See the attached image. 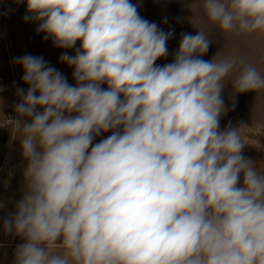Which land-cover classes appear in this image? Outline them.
<instances>
[{
    "label": "clouds",
    "instance_id": "9594fccd",
    "mask_svg": "<svg viewBox=\"0 0 264 264\" xmlns=\"http://www.w3.org/2000/svg\"><path fill=\"white\" fill-rule=\"evenodd\" d=\"M26 3L45 39L81 47L60 57L76 86L42 57L16 58L30 87L15 111L31 122L7 119L28 160L27 194L3 225L25 239L14 264H264V171L241 153L243 127L220 130L225 78L238 73L237 93L264 90L257 68L199 58L211 42L201 31L155 66L172 33L130 0ZM202 8L224 32L264 34V0Z\"/></svg>",
    "mask_w": 264,
    "mask_h": 264
},
{
    "label": "rangeland",
    "instance_id": "374dc122",
    "mask_svg": "<svg viewBox=\"0 0 264 264\" xmlns=\"http://www.w3.org/2000/svg\"><path fill=\"white\" fill-rule=\"evenodd\" d=\"M130 3L137 5L140 17L155 23L160 31L172 33L167 40V55L157 59L155 66L174 62L182 36L196 35L201 31L211 42L207 52L199 58L205 61L214 57L216 60L233 56L243 58L264 76V34L237 35L222 31L204 15L203 0H130ZM31 15L27 12L26 0L22 3L0 0V79L10 80L11 83L8 89L0 92V264H14L16 247L25 242L14 232L5 234L3 227L4 221L16 214L17 203L27 194L24 171L28 160L23 156L21 135L16 133L14 138L12 126L7 123L9 114L11 119L31 122V118H21L15 111L30 87L22 79L24 69L16 58L25 55L42 57L46 65L60 72L70 86H76L74 67L61 62L60 57L64 54L74 56L81 47L79 40L72 48H62L56 46L51 37L45 39L46 33L37 31L41 21L25 20V16ZM237 75V72H232L225 78L221 92L225 111L220 116V130L228 126L243 127L241 136L244 146L241 153L264 171V90L237 93L232 84ZM101 87L107 89L108 85L105 82ZM19 89H23V95L18 94ZM42 110L39 106L35 109ZM113 131L94 136L89 151ZM239 184L243 185V173L240 174Z\"/></svg>",
    "mask_w": 264,
    "mask_h": 264
},
{
    "label": "built area",
    "instance_id": "2783aa9c",
    "mask_svg": "<svg viewBox=\"0 0 264 264\" xmlns=\"http://www.w3.org/2000/svg\"><path fill=\"white\" fill-rule=\"evenodd\" d=\"M11 86L10 80L0 79V92L5 91ZM8 118H12L11 114H9Z\"/></svg>",
    "mask_w": 264,
    "mask_h": 264
}]
</instances>
